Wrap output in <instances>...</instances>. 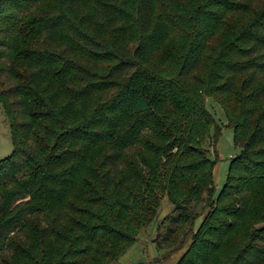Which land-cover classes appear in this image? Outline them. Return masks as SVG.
<instances>
[{
  "label": "trees",
  "instance_id": "trees-1",
  "mask_svg": "<svg viewBox=\"0 0 264 264\" xmlns=\"http://www.w3.org/2000/svg\"><path fill=\"white\" fill-rule=\"evenodd\" d=\"M174 29L179 55L156 61ZM209 97L238 150L218 194ZM0 107V264H112L163 195L191 234L177 264H264V0H0Z\"/></svg>",
  "mask_w": 264,
  "mask_h": 264
},
{
  "label": "rangeland",
  "instance_id": "rangeland-1",
  "mask_svg": "<svg viewBox=\"0 0 264 264\" xmlns=\"http://www.w3.org/2000/svg\"><path fill=\"white\" fill-rule=\"evenodd\" d=\"M263 4V3H262ZM263 5L259 7L261 10ZM251 14H248L250 17ZM244 23L245 20L241 15H233L227 19V26L217 30L216 34L210 41L208 51L203 57L202 66L198 72L201 79H205L214 58L216 57L219 49L223 43L226 42L231 34V30L236 29L238 25H234L235 21ZM247 21V20H246ZM234 25V26H233ZM180 34L174 29L170 35L169 41L163 50L156 57V61L162 60L164 57L166 63L168 60L173 62L176 55H179ZM243 77L238 81L240 84ZM241 85H236L233 91V101L242 99L244 94L240 91ZM205 105L207 110L214 117V128L221 127L217 144L215 138L212 139V145L207 141L204 148L209 150V158L218 161L213 170V181L215 186V193L218 194L225 183L227 171L229 168L230 159L238 153L233 146V132L231 124L234 119L229 123L225 118V111L219 104L217 98H205ZM240 105H236L234 109V118H236ZM214 137V135H213ZM13 151L12 141L10 137V128L7 119L4 117L0 107V161L11 155ZM160 207L158 208L157 217L147 227L143 228L137 237L134 245L129 248L124 255L112 264H177L180 258L185 253L191 241V234L186 233L188 226L184 225L181 229L176 230V218L178 213L174 212V207L169 203L165 195L161 196ZM23 202L19 200L17 203ZM195 214L199 215V220L196 222L194 231L198 227L201 219L207 214L208 209L204 207L203 203L195 204L193 207ZM245 225L242 226L243 230L249 234ZM259 225H254L258 227ZM178 228V227H177ZM256 229V228H252ZM175 230V231H174Z\"/></svg>",
  "mask_w": 264,
  "mask_h": 264
}]
</instances>
